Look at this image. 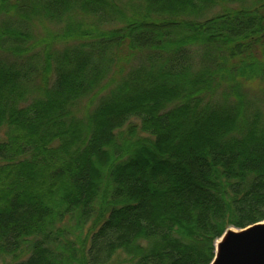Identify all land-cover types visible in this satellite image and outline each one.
I'll use <instances>...</instances> for the list:
<instances>
[{
	"label": "trees",
	"instance_id": "16d2710c",
	"mask_svg": "<svg viewBox=\"0 0 264 264\" xmlns=\"http://www.w3.org/2000/svg\"><path fill=\"white\" fill-rule=\"evenodd\" d=\"M243 1L0 0V264H212L264 222V0ZM75 13L122 27L38 53L35 22Z\"/></svg>",
	"mask_w": 264,
	"mask_h": 264
},
{
	"label": "rangeland",
	"instance_id": "374dc122",
	"mask_svg": "<svg viewBox=\"0 0 264 264\" xmlns=\"http://www.w3.org/2000/svg\"><path fill=\"white\" fill-rule=\"evenodd\" d=\"M255 1L258 0H244L243 2L244 5L247 6ZM239 6L240 4L221 3L212 10L210 13L211 15L207 16V18L222 14L224 8L235 9ZM127 7L126 11H142L141 8L130 4H128ZM128 13L132 16L131 12ZM120 23L121 22H119L117 26H107L99 23L98 20L92 16L77 15L76 13L73 15L69 14L65 19L59 22H35L32 30L31 43L35 44L38 53L45 52L46 47H50L52 50H63L67 47L81 45L90 39V35L98 36L106 31L118 28V26L122 27ZM245 92L249 99L254 102L258 108L264 111V84H262V81L258 79L248 81V83L245 84ZM103 93H105V91ZM97 103L98 98L93 96L82 100L76 109L78 117L86 118L95 109ZM3 134L4 132L0 130V141L3 139ZM229 230L240 231L241 229L231 227L227 231ZM220 239L216 242V245Z\"/></svg>",
	"mask_w": 264,
	"mask_h": 264
},
{
	"label": "water",
	"instance_id": "95a60500",
	"mask_svg": "<svg viewBox=\"0 0 264 264\" xmlns=\"http://www.w3.org/2000/svg\"><path fill=\"white\" fill-rule=\"evenodd\" d=\"M212 264H264V222L227 231L216 245Z\"/></svg>",
	"mask_w": 264,
	"mask_h": 264
},
{
	"label": "bare ground",
	"instance_id": "6f19581e",
	"mask_svg": "<svg viewBox=\"0 0 264 264\" xmlns=\"http://www.w3.org/2000/svg\"><path fill=\"white\" fill-rule=\"evenodd\" d=\"M219 243H220V241H219Z\"/></svg>",
	"mask_w": 264,
	"mask_h": 264
}]
</instances>
